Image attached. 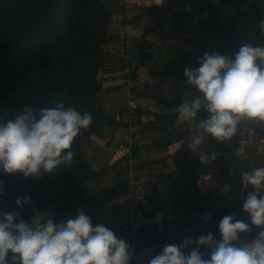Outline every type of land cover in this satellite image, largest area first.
Wrapping results in <instances>:
<instances>
[{"label":"trees","instance_id":"obj_1","mask_svg":"<svg viewBox=\"0 0 264 264\" xmlns=\"http://www.w3.org/2000/svg\"><path fill=\"white\" fill-rule=\"evenodd\" d=\"M112 20L113 12L103 0H0V122L14 119L26 105L45 108L61 103L93 117V124L82 130L74 142L75 155L70 167L62 165L51 173L42 171L39 178H26L22 173L10 175L0 169V181L5 186L4 194L0 195V212H18L25 221L44 212L60 223L75 217L81 207L110 197L120 186L121 162L96 168L93 164L95 149L91 146L95 133L116 122L103 107L99 97L103 88L98 78L104 62L100 47L111 40ZM140 41L144 50V38L140 37ZM143 58L144 53L140 60ZM179 82H174L175 88ZM174 96L178 100L177 107L191 101L184 99L180 91ZM209 115L203 111L198 114L196 128L185 138L179 151L172 191L176 217L169 222L146 224L136 234L141 247L164 244L160 239L175 223L180 224L190 215L202 218L208 213L204 211L206 208L216 205L212 197L219 185L241 180L237 170L229 166L232 161L229 156L221 162L224 142L205 135V142L195 152L188 148L190 137L201 131L199 119ZM155 117L162 123L161 131L166 136L154 142L159 149L170 143L167 133L179 114L176 111ZM205 151H213L215 157L205 156L202 161L199 156ZM213 168H218L220 173L214 176ZM206 174L211 175V180L206 193L202 194L198 182ZM26 196L31 197V202L21 209L16 200ZM221 209L214 208L212 224L219 222ZM144 212L146 217L150 216L147 210ZM124 240L127 242L128 238ZM8 264L18 262L10 255Z\"/></svg>","mask_w":264,"mask_h":264},{"label":"clouds","instance_id":"obj_2","mask_svg":"<svg viewBox=\"0 0 264 264\" xmlns=\"http://www.w3.org/2000/svg\"><path fill=\"white\" fill-rule=\"evenodd\" d=\"M153 4L161 7L164 0ZM260 29L264 32V21ZM127 34L139 37L141 32L127 26ZM184 75L186 84L200 95L176 108L179 119L187 122L202 111L210 114L199 119L201 131L190 137L192 152L205 142V135L230 141L244 130L245 122L264 123V47L243 43L234 59L205 52L199 67L185 68ZM92 124L90 113L63 103L45 108L26 105L14 119L0 122V169L10 175L39 178L42 171L70 167L74 142ZM205 156L202 152L199 158L203 161ZM241 184L251 189L242 211L250 217L251 225L261 229L255 239L242 240L240 234L252 231L250 224L225 215L218 222L220 240L208 233L195 240L186 237L182 244L167 243L147 264H264V167L242 171ZM4 192L0 183V195ZM30 202V196L16 200L21 209ZM201 249H206L210 258ZM10 255L18 264H132L135 254L124 239L103 224L93 225L81 210L60 223L51 218L41 221L38 215L29 223L18 212H0V264H8Z\"/></svg>","mask_w":264,"mask_h":264},{"label":"crops","instance_id":"obj_3","mask_svg":"<svg viewBox=\"0 0 264 264\" xmlns=\"http://www.w3.org/2000/svg\"><path fill=\"white\" fill-rule=\"evenodd\" d=\"M103 1L113 12V20L109 31L111 40L100 47L104 62L98 75L103 88L99 97L116 122L103 126L91 137V146L95 149L93 164L100 168L119 161L123 174L115 193L81 207L76 215L82 210L93 225L103 224L114 229L116 236L128 238V243L129 235L124 233L128 226L129 205L125 181L129 178L130 167L121 151L126 131L122 120L127 109L125 79L137 82L132 93L140 104L136 125L142 137L134 147L140 160L136 175L148 182L155 192L154 198L143 204V209L150 214L148 223L169 222L176 217L172 196L178 171L176 162L185 138L196 128V121L194 118L186 122L178 117L167 133L170 143L157 149L154 142L166 136L155 115L176 112L178 100L174 94L177 91L184 99L191 100L195 94H200L195 87L186 84L184 69L198 68L205 52L234 59L243 43L264 47V32L260 29V22L264 21V0H164L161 7L153 4L154 0ZM116 16L120 19H114ZM126 23L138 29L141 35L129 37ZM140 37L144 38V50ZM176 81L180 82L175 88ZM243 128L230 141H224L225 154L221 156V162L227 156L232 159L229 166L240 176L242 171L264 167V123H245ZM225 186L229 190H225ZM249 190L242 186L241 180L225 183L217 187L212 201L221 199L222 211L233 200H245ZM241 217L250 222V217L243 212Z\"/></svg>","mask_w":264,"mask_h":264},{"label":"built area","instance_id":"obj_4","mask_svg":"<svg viewBox=\"0 0 264 264\" xmlns=\"http://www.w3.org/2000/svg\"><path fill=\"white\" fill-rule=\"evenodd\" d=\"M130 2L131 0H126ZM127 26H130L128 23L125 24V29L127 32ZM126 91L124 96L127 100V109L122 114V120L125 124L126 131L122 136V149L124 153L123 156L127 158L128 165L130 167L129 178L125 181V186L128 190V201L129 205L127 207V228H125V234L129 235L128 244L131 246V249L134 251V258L132 264H147L149 257L153 255L154 249L150 250H141L138 247V240L136 234L143 230L144 226L148 224L149 219L145 216L143 209V204L149 202L154 198V190L152 186L140 179L136 175V168L140 163L139 158L134 153V147L142 137L141 130L137 128V113L140 109V104L137 99L134 97L132 90L136 87L137 82L132 81L129 78L125 79ZM246 124H260L259 122H245ZM211 180V175L206 174L202 175L198 187L202 194H205L207 191V186ZM212 213L209 214V217H202L203 222L212 221ZM261 229L256 227V233L254 235L255 239L258 235V232ZM251 239V240H253ZM249 240V241H251Z\"/></svg>","mask_w":264,"mask_h":264},{"label":"water","instance_id":"obj_5","mask_svg":"<svg viewBox=\"0 0 264 264\" xmlns=\"http://www.w3.org/2000/svg\"><path fill=\"white\" fill-rule=\"evenodd\" d=\"M243 203H244V200H233V201H231L229 207H225L222 211L219 212L218 217L220 220L225 215H235L238 219H243V220H245V222L249 223L252 231L250 233H247V234H240L242 240H245V237L248 236L247 240L249 241V240L253 239L254 235H255L254 230H253L254 225H251V222H249L247 219L241 217V214L243 212L242 211ZM208 233H212L217 240L221 239V234H220L219 229H218V223L212 224L210 222H204V223H201L198 226L178 235L177 237L169 240L168 242H166L164 244H167V243L182 244L186 237H189V238H192L193 240H195L201 234L206 235ZM249 234H250V236H249ZM164 244L156 247V249H154L153 255L160 254ZM187 251L188 250H185L186 253H187ZM201 251L204 252L206 258H210V253L206 249H201Z\"/></svg>","mask_w":264,"mask_h":264},{"label":"rangeland","instance_id":"obj_6","mask_svg":"<svg viewBox=\"0 0 264 264\" xmlns=\"http://www.w3.org/2000/svg\"><path fill=\"white\" fill-rule=\"evenodd\" d=\"M205 152L208 155L207 157L209 159L211 158L212 154H214L213 151H205ZM208 162H206V164H208ZM216 173L217 174L220 173V170L218 168H213V175L215 176ZM0 183H2V181H0ZM83 191H84V188H83ZM216 200H217V201H215L216 205L213 208H211V209L206 208V210H204V211H206L208 213L205 216H203V217H209V214L212 213L211 218L213 219L214 218V214H213L214 208H219V209L222 208V205L224 204L223 201H221V199H219V200L216 199ZM217 212H218V210H215V213H217ZM36 215L39 216L41 221H45L48 218H50L51 214L43 212V213H38ZM33 218H31L29 220H26V222L30 223L33 220ZM163 219H166V218H163ZM203 221H204L203 218H199V216H197V214L196 215H192V216L191 215L188 216L184 221L180 222V224L175 223L171 228H169V230L165 232V236L160 239V243H165L166 240L168 241V240H171L172 238H175L176 236L186 232L187 230H190V229L194 228L196 225L198 226V224L204 223ZM115 233H116V231H115ZM139 244L140 243H138V247L141 250H150V249L154 248V247H149V248L148 247H141Z\"/></svg>","mask_w":264,"mask_h":264},{"label":"flooded vegetation","instance_id":"obj_7","mask_svg":"<svg viewBox=\"0 0 264 264\" xmlns=\"http://www.w3.org/2000/svg\"><path fill=\"white\" fill-rule=\"evenodd\" d=\"M253 230H254V233H256V226H254ZM249 236H250V234H249ZM247 239H248V236L245 237V240H247ZM247 241H248V240H247Z\"/></svg>","mask_w":264,"mask_h":264}]
</instances>
